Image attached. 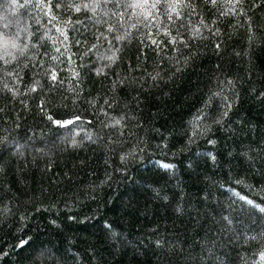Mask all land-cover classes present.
<instances>
[{"label": "trees", "instance_id": "obj_1", "mask_svg": "<svg viewBox=\"0 0 264 264\" xmlns=\"http://www.w3.org/2000/svg\"><path fill=\"white\" fill-rule=\"evenodd\" d=\"M183 3L0 0V264H264V0Z\"/></svg>", "mask_w": 264, "mask_h": 264}, {"label": "snow or ice", "instance_id": "obj_2", "mask_svg": "<svg viewBox=\"0 0 264 264\" xmlns=\"http://www.w3.org/2000/svg\"><path fill=\"white\" fill-rule=\"evenodd\" d=\"M145 2H146V0H145ZM174 3L177 4V5H182V6H184V7L189 8V9H193V10L197 7V5L194 4V3H187V4H185V3H183V0H174ZM68 6L71 7L72 10L77 11V12H79L81 8H86V9H87V8H92L93 10H95L96 7H97L96 4H91V5H90L89 3H83V4H70V5H68ZM122 6H123V5H121V4H119V3L116 4V7H122ZM136 6H142V5H136ZM151 6H152V7H156V4H152ZM166 6L169 7V8H171L172 11L175 12L177 16H180V15H181V13H180L179 11H177V8L174 7L173 4H167ZM43 7H44L45 9L51 10L53 7H61V5H59V4L53 5L52 3L49 2V3H44V4H43ZM13 11H15V9H13ZM193 14H195L194 11H193ZM17 23H18V22H17ZM5 27H7V24L5 25ZM108 27L111 28L112 25H109ZM179 27H180V28H183L184 25H183V24H180ZM164 31L167 32V29H164ZM192 34H193V33H189V35H192ZM177 36H178V41H177V37H176V36L172 37L173 43L180 42V43H182L185 47H187V42L185 41V37H184L183 35H180L179 32L177 33ZM122 38H123V37H121V36H117V37H116L117 40L122 39ZM41 39H43V38L41 37ZM77 43H80V41H77ZM13 47H15L14 44H13ZM25 47H27V45H25ZM92 47L95 48L96 45H92ZM218 47H219V45H217V48H218ZM22 50H23V49H22ZM114 57H115V50H113V52H112V56H108V57L101 56L102 59H107L110 63L113 61V58H114ZM4 63L7 64L8 61L6 60ZM96 71H97V73L102 72V71H103V68H97ZM54 72H55V70H53V73H52V74L50 75V77H49V78L52 79V80H55V79H56V76H55ZM5 75H7V76H12V73H11V72H5ZM73 75H77V73L74 72ZM121 83H123V82L121 81ZM38 85H39V80L34 81V82L32 83V85H31V89H32V90H35V89L37 88ZM5 87H7V85H6ZM106 99H107V98H106ZM113 102L115 103V101H113ZM41 103L43 104L44 101L42 100ZM92 103H95V101L93 100ZM226 107H231L230 102L226 105ZM101 111H103V109H101ZM201 115H206V114H205V113H201ZM227 115H228V112H227L226 110H224V111H222V112L220 113V118H223L224 116H227ZM220 118H218L215 122H216V123H219V122H220ZM48 119H49L50 123L55 124V125H57V126H70V125L72 124V121H73V120H79L80 117L73 116V117H72V120H68V119H53L52 116L49 115V116H48ZM199 119H200V116L197 117V120H199ZM114 123H117V124H118V123H119V120H115ZM201 131L203 132L204 129H201ZM72 135L74 136L75 133H73ZM71 143H72V144H76L77 141H76L75 139H72V140H71ZM209 143H214V141H209ZM5 144L7 145L6 138H5ZM16 147H19V145H17ZM123 158H124V157H123V155H122V156H121V159H123ZM212 158L215 159L214 156H213ZM0 167H2V165H0ZM164 167H166V168H170V167H172V165H167V164H166V165H164ZM242 199H244L245 202H246L247 204L252 205L255 209H258L260 213H264V206H262V205H260V204H255L254 201L249 200L247 197H244V198H242ZM178 210H179V209H178ZM239 211H240V212H243L244 209L242 208V209L239 210ZM225 219L227 220V217H225ZM228 222L231 223L230 220H229ZM260 255H261L262 258H264V251H262V252L260 253Z\"/></svg>", "mask_w": 264, "mask_h": 264}, {"label": "rangeland", "instance_id": "obj_3", "mask_svg": "<svg viewBox=\"0 0 264 264\" xmlns=\"http://www.w3.org/2000/svg\"><path fill=\"white\" fill-rule=\"evenodd\" d=\"M8 46L9 45L5 41H3V38L0 37V53L2 55H5V53H3V48Z\"/></svg>", "mask_w": 264, "mask_h": 264}]
</instances>
